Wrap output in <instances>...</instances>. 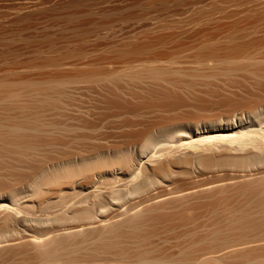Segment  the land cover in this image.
I'll use <instances>...</instances> for the list:
<instances>
[{"label":"bare ground","instance_id":"6f19581e","mask_svg":"<svg viewBox=\"0 0 264 264\" xmlns=\"http://www.w3.org/2000/svg\"><path fill=\"white\" fill-rule=\"evenodd\" d=\"M0 264H264V0H0Z\"/></svg>","mask_w":264,"mask_h":264}]
</instances>
